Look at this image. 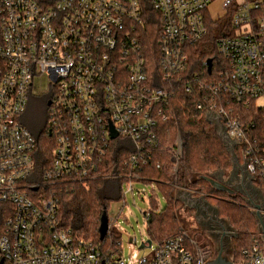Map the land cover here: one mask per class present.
Masks as SVG:
<instances>
[{
	"label": "built area",
	"instance_id": "obj_1",
	"mask_svg": "<svg viewBox=\"0 0 264 264\" xmlns=\"http://www.w3.org/2000/svg\"><path fill=\"white\" fill-rule=\"evenodd\" d=\"M149 1L160 20L155 66L143 44V0H0V203L9 207L0 264H205L209 248L186 231L144 240L149 252L132 261L117 255L119 241L104 256L57 219V186L117 178L123 198V184L131 193L134 181L158 184L148 171L161 166L158 126L178 92H200L196 108L237 157L236 170L264 184V0ZM214 21H223L215 38L223 66L208 71L205 61L206 74L190 72L191 48L221 23ZM35 79L50 91L52 152L41 166L37 140L19 121ZM170 149L176 170L178 138ZM129 243L139 250L134 237ZM263 256L261 237L236 260L229 255L233 264H262Z\"/></svg>",
	"mask_w": 264,
	"mask_h": 264
},
{
	"label": "trees",
	"instance_id": "obj_2",
	"mask_svg": "<svg viewBox=\"0 0 264 264\" xmlns=\"http://www.w3.org/2000/svg\"><path fill=\"white\" fill-rule=\"evenodd\" d=\"M145 24L147 35L143 39L147 59L151 65L156 64L158 46L157 31L159 15L152 8L149 0H143ZM213 22V21H209ZM220 22V21H214ZM157 29V30H155ZM214 31L210 28L208 34L197 42L190 51L189 71L206 74L202 65L208 59L211 60L212 68L219 56L215 49ZM208 41L213 43V50H207L203 46ZM200 92L193 94L178 92L169 100L167 111L170 118L160 122L158 126V159L159 169H150V175L157 177L158 188L165 198V207L160 208L157 202L152 199L150 203L153 210L146 221L147 237L162 241L185 231L182 226L177 209L181 208V201L174 194L175 186H186L198 193H204L205 198L213 199L218 214L225 218L235 233L231 237V254L236 260L242 249L248 247L261 235L258 224L252 212L244 206L239 194H230L220 191L211 186L203 176L214 175L221 170L226 174L232 167L230 154L224 146L218 132L208 120L205 112L196 108V100ZM254 115L252 111L245 116ZM264 128V127H263ZM44 133V134H43ZM177 134L181 136L182 153L174 170L175 157L170 147L174 145ZM45 138L43 142L39 138ZM38 153L36 163L41 166L43 159L48 160L52 152V143L45 132L37 134ZM120 179L100 178L86 182L85 184H67L57 186L58 210L57 219L61 225L70 228L74 235L84 239H90L99 244L104 256H109L116 251L120 234L112 229L110 225L106 235L99 239V222L103 211H106L110 200L120 199L122 192L119 188ZM261 186V182H258ZM9 212L5 203H0V236L3 231V223ZM200 240L197 239L196 242ZM204 239L202 247H208ZM201 244V243H200Z\"/></svg>",
	"mask_w": 264,
	"mask_h": 264
},
{
	"label": "rangeland",
	"instance_id": "obj_3",
	"mask_svg": "<svg viewBox=\"0 0 264 264\" xmlns=\"http://www.w3.org/2000/svg\"><path fill=\"white\" fill-rule=\"evenodd\" d=\"M220 22L221 23L216 26V29L213 30L215 36L219 35L221 27L223 26V21ZM203 47L210 51L214 49L213 43L211 41H208L206 45H204ZM214 66L215 68L222 67L223 66L222 60L218 58ZM45 88H46L45 81H42V84L40 85L38 79H35L33 89H36V94H31L27 97L25 108L23 112L19 115L20 123L23 126H25L35 138H37V134L39 133L38 131L45 132V129L47 127L48 117H47L46 101L48 99V96L50 95V91H47V89ZM212 125L214 126V123H212ZM258 126L261 131V127L264 126V122L259 120ZM177 138L178 140L181 141L180 134H177L176 140ZM44 140L45 138H43V136L39 138V141L42 142L43 145H45L46 143L48 145V142H43ZM114 142L117 143L122 142L126 147H129V149L131 147L129 140H126L124 138H117ZM175 163H176V159H175ZM231 169L226 174L223 173V175H221L220 173L221 171L219 170L214 175L216 177L220 176L227 179L229 176L228 173H230ZM237 174L239 175V177L241 176L240 172L238 171ZM242 177L245 178L244 175ZM121 184L122 182L119 183L120 189H121ZM255 184L257 185L258 183L256 182ZM177 186H175V190ZM132 187H133V192L131 193L127 189L128 187L126 186V184L122 185V191L126 192L124 197L123 198L121 197L120 199L118 198V199L110 200L107 204L106 215L108 218L114 219V222L111 227L113 230H116L120 234L119 236L120 252H118L117 255L121 256L126 260H128L129 255H131V260L135 261L141 255L147 254L149 252V249L143 248L139 250H134L131 244L129 243V238L134 237L136 239V247H138L142 241L147 239V228L144 218V212L152 208V205L150 203V200L152 199H154L157 202L160 208H164L165 198L157 185L155 187H152L150 184L143 183L141 181H134L132 183ZM260 188L264 189L263 183H261ZM182 195L183 196L181 197H185L184 199L187 198L185 193H182ZM204 202L208 206H214L213 199L206 198ZM190 207H192L190 206V203L189 206L184 207V209L179 207V209H177V214L180 217L182 226L186 229L185 231L188 232V234L191 237H193L196 241L198 239L200 240L199 241L200 243H203L205 237L201 232H199L195 228L196 226L193 221L194 208L193 207L190 208ZM230 248H231V242L229 243V241H224L223 254L227 252L229 254V252L231 251ZM216 251L214 250L213 255L216 253Z\"/></svg>",
	"mask_w": 264,
	"mask_h": 264
},
{
	"label": "flooded vegetation",
	"instance_id": "obj_4",
	"mask_svg": "<svg viewBox=\"0 0 264 264\" xmlns=\"http://www.w3.org/2000/svg\"><path fill=\"white\" fill-rule=\"evenodd\" d=\"M228 174L229 176L227 179L220 176L216 178L227 183L232 189H234V194H239V198L242 200L241 203L246 206L253 214L254 208L252 202L258 204L259 206H262L264 202L261 189L256 185L255 187H252L249 184L247 178L239 177V175L235 171H231ZM246 196H249L252 202H250V200ZM188 202L190 203V206L194 208L193 221L196 226L195 228L199 232H201L205 237V240L210 243L209 245L211 247L209 248V250L211 249L210 253L212 255L214 250L216 251L220 245L223 248L224 241H229V243L231 242L233 229L229 225L227 220L218 214L215 206H208L200 198H195ZM261 217L264 223V216ZM202 244L203 243H201L200 245ZM230 249L232 250V248ZM230 253L231 251L229 252V254L228 252L224 254L229 256Z\"/></svg>",
	"mask_w": 264,
	"mask_h": 264
},
{
	"label": "water",
	"instance_id": "obj_5",
	"mask_svg": "<svg viewBox=\"0 0 264 264\" xmlns=\"http://www.w3.org/2000/svg\"><path fill=\"white\" fill-rule=\"evenodd\" d=\"M207 64H208L207 70L210 71V69H211V60L210 59L207 60ZM47 104H49V101H47ZM48 133L50 134V132H48ZM115 135H116V133L114 131H112V136H115ZM180 143H181V141H180ZM225 147H226V145H225ZM226 149H227V147H226ZM229 154H230V158L232 160V169H231V171H235L237 173L236 166H235L236 163H237V157L233 153H229ZM220 173H221V175H223L222 171ZM241 177H242V170H241ZM203 178L206 181H208L211 184V186L214 187L217 190L225 191V192L230 193V194L234 193V189H232L227 183L217 179L215 175L203 176ZM248 182H249V184L252 187H255V185L251 182L250 179H249ZM199 197L203 201H205V199H206L205 198V194H202V193H200ZM246 197H248L250 202H252V200H251V198L249 196H246ZM252 204H253V208H254L253 214H254V217H255V219L257 221L258 229H259L261 238H262L263 243H264V223H263V220H262V217H261L262 215H261V212H260V206L258 204L253 203V202H252ZM108 229H109L108 217L106 215V211H103L101 216H100V222H99V227H98L99 239L100 240H102L104 238V236L106 235ZM234 233H235V231L233 229V234ZM145 241L148 244H150L151 239L147 237V239ZM143 247H144V242L142 241L140 243V245L138 246V248L142 249ZM205 264H233V262H232V260L230 259L229 256H226V255L223 254V248L220 245L218 250L216 251V253L213 256H211V258L208 259L205 262ZM262 264H264V256H263V263Z\"/></svg>",
	"mask_w": 264,
	"mask_h": 264
},
{
	"label": "crops",
	"instance_id": "obj_6",
	"mask_svg": "<svg viewBox=\"0 0 264 264\" xmlns=\"http://www.w3.org/2000/svg\"><path fill=\"white\" fill-rule=\"evenodd\" d=\"M182 193L186 194V196H187L186 199H184L185 197H181V196H183ZM174 194L181 201V203H182L181 208H183V209H184V207L189 206L188 201L195 199V198H200L199 197L200 193L193 191V190L187 188L186 186H177ZM190 208H192V207H190Z\"/></svg>",
	"mask_w": 264,
	"mask_h": 264
}]
</instances>
